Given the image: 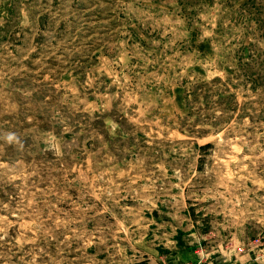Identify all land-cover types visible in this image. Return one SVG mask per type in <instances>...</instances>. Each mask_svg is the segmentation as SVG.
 I'll return each mask as SVG.
<instances>
[{"label":"rangeland","instance_id":"rangeland-1","mask_svg":"<svg viewBox=\"0 0 264 264\" xmlns=\"http://www.w3.org/2000/svg\"><path fill=\"white\" fill-rule=\"evenodd\" d=\"M249 262L264 0H0V264Z\"/></svg>","mask_w":264,"mask_h":264},{"label":"crops","instance_id":"crops-1","mask_svg":"<svg viewBox=\"0 0 264 264\" xmlns=\"http://www.w3.org/2000/svg\"><path fill=\"white\" fill-rule=\"evenodd\" d=\"M248 264H256L255 262H249Z\"/></svg>","mask_w":264,"mask_h":264},{"label":"trees","instance_id":"trees-1","mask_svg":"<svg viewBox=\"0 0 264 264\" xmlns=\"http://www.w3.org/2000/svg\"><path fill=\"white\" fill-rule=\"evenodd\" d=\"M209 145H207V147H208Z\"/></svg>","mask_w":264,"mask_h":264}]
</instances>
